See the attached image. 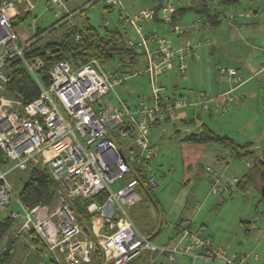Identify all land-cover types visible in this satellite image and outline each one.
<instances>
[{"label": "built area", "instance_id": "obj_1", "mask_svg": "<svg viewBox=\"0 0 264 264\" xmlns=\"http://www.w3.org/2000/svg\"><path fill=\"white\" fill-rule=\"evenodd\" d=\"M98 2L100 0H94ZM107 6L124 11L121 0H102ZM189 1V0H188ZM187 0H161L159 14L146 9L139 15H122L120 25L127 33V46L138 49L146 57L143 71L150 82L152 106L140 100L130 106L116 88L126 77L120 67L102 65L92 59L79 67L68 61L54 64L45 84L38 75L44 63L39 58L28 59L24 48L18 45L13 21L21 14H31L38 5L47 10H67L66 0H3L0 4V150L13 169L46 170L56 182L55 199L51 205L24 204L14 195V186L7 171L0 168V210H8L9 218L18 224L15 234L34 233L39 239L42 258L54 264H91L100 249L104 264H131L145 252L166 256L173 263L178 256L191 257L193 264L201 260L218 264H251L258 260L254 252L228 250L217 246L203 233V227L192 220H183L177 226L174 246H158L148 234L139 230L127 212L146 196L147 179L157 187L151 170L155 156L150 134L160 122L176 117L184 109L199 106L205 113L229 111L233 92L225 90L213 97L204 94L192 97L165 95V87L158 77L172 64L182 77L187 74L185 59L195 47L187 42L184 47L172 48L156 31L145 33L144 23L161 17L166 25L173 23L177 6ZM21 7V11L18 10ZM13 12L12 14H10ZM57 13H55L56 15ZM174 27V26H173ZM181 35L182 31L174 27ZM18 58L39 87V96L29 103L10 98L5 93L8 81L6 67ZM238 76L234 68H218V78L232 83ZM118 138H128L120 145ZM209 172L211 168H207ZM218 173L211 178L218 181ZM125 180L114 191L113 186ZM235 179L231 185L238 183ZM107 194L104 204L92 202L86 206L92 216V230L78 215L76 203ZM15 196L19 211L12 210ZM93 221V222H92ZM100 229V232H96ZM155 260L150 261L153 264Z\"/></svg>", "mask_w": 264, "mask_h": 264}, {"label": "rangeland", "instance_id": "obj_2", "mask_svg": "<svg viewBox=\"0 0 264 264\" xmlns=\"http://www.w3.org/2000/svg\"><path fill=\"white\" fill-rule=\"evenodd\" d=\"M121 2L124 11L119 7H107L102 0L98 2L66 0L65 12L56 9L49 11L43 5H38L26 19L15 23L18 45L24 48L27 42H33L39 30L45 33L38 46L60 40L67 28L61 26L63 23L68 22V26H81L79 15L81 11H84V19H88L99 31L117 29L130 34V31L123 30L120 25L122 15L133 16L147 8H156L160 0H121ZM188 3H191L192 9L181 16V21L179 20L177 24L186 34L181 41L188 40L193 45H197L208 38L216 43L213 46L209 43L198 45L197 59L195 57L194 60L187 59V79L181 76L179 80L173 81L178 84V88L173 93L178 96L193 87L195 90H203L213 95L221 89L236 88L233 92L234 100L229 104L230 109L223 114L224 116L215 113L213 118H209L206 113L199 111L200 121L196 120L194 123L192 122L194 108H190L184 111L187 118L183 120L178 118L176 121L163 123L152 129L150 141L156 149L151 170L158 184L154 190L157 205L146 200V206L151 214L153 210L155 211L156 219L159 213L171 223L164 224L162 235L155 240V243L160 245L170 233H174L173 225L180 218L194 219L198 225L205 226L204 233L208 236L212 235L219 247L257 253L259 261L256 264H264V201L260 193L261 185L258 186L259 189L253 187L248 193L237 190L235 185L229 187V183L236 178L242 179L248 174L251 166L249 164L253 159H234L230 151L215 144L193 146L181 141L187 132H196L198 126L204 124L219 135L229 136L238 144L251 143L255 155L264 158V70H260L264 67V0H205V3L201 0H190ZM204 9L210 14L218 15L220 20L218 26L205 25L207 14L196 11ZM63 18L65 20H62ZM154 27L159 36L174 44L177 43L178 37L171 33L172 26L164 29L163 25L155 24ZM145 63L144 53H139L135 64L132 65L134 72L143 71ZM119 65L118 59L107 64L108 67ZM246 65L252 66L254 72L246 70L244 68ZM192 66L195 69L193 78ZM216 66L240 70L242 81L246 80V82L239 87L238 83L227 82V85L221 86L215 79ZM259 70L260 72L256 73ZM159 81L165 84L161 78ZM173 83L165 84L169 94L172 93ZM116 91L130 106H133L140 102L137 98L138 94L142 96L143 101L151 95L149 78L146 75L129 78L125 84L117 87ZM151 104L152 102L147 103V105ZM117 143L132 145L128 138H118ZM13 165L10 162L7 165H0V168L8 172L7 178L14 186V195L19 196L30 176V170L13 169ZM208 167L212 169L211 172L207 170ZM212 172L219 173L217 186H214L212 181ZM124 184L125 180L114 185L113 190H118ZM213 189L217 192L213 193ZM15 196L12 197V210L19 211ZM190 200L196 201L194 206H188ZM127 212L139 226V230L144 231L146 229L143 225L144 220L141 223L136 222L131 214L134 212L135 215L141 216V214L145 215V211L134 206L127 209ZM8 216H10L8 210H0V221ZM13 225L9 232L0 238V253L4 251L8 237L12 238L18 228L15 221ZM247 227L250 232L246 234ZM96 232H100V229ZM255 232L261 233L256 235ZM10 253L5 264H30L34 263V259H37V264H50L49 259L42 258L39 245L35 246L28 233L16 240ZM144 255L145 253L141 257ZM157 264L171 263L162 258ZM175 264L191 263L186 257H179V261ZM197 264L218 263L201 260Z\"/></svg>", "mask_w": 264, "mask_h": 264}, {"label": "trees", "instance_id": "obj_3", "mask_svg": "<svg viewBox=\"0 0 264 264\" xmlns=\"http://www.w3.org/2000/svg\"><path fill=\"white\" fill-rule=\"evenodd\" d=\"M2 1L3 0H0V4ZM201 1L205 3V0ZM190 6L191 3L178 5L173 14V23L170 26L176 23L177 19L189 9H192ZM107 7L111 8V6ZM160 8L161 0L159 5L154 8L156 14L160 12ZM196 11L207 14L205 25L214 27L220 24L218 15L210 14L207 9ZM83 14L84 11H81L79 14L81 18L80 27L79 25L68 26V22L61 25L67 26V28L60 40L49 41L42 46H38V42L43 39V34L45 33V31L39 30L35 39H33L34 41L28 42L29 46L25 48L24 54L28 59L39 58L43 61L44 66L38 72V75L45 84L49 83V73L52 67L61 60L68 61L73 67H79L92 59L98 60L99 63L105 66H107L110 61L118 59L120 61L119 67L121 73H125L126 75L134 73L132 65L135 64L137 55L140 52H138V49H131L127 46V32L123 33L117 29H105L104 31H99L96 27L90 24L88 19H84ZM27 15L29 14L17 17L13 21V25L15 26L17 21H23L26 19ZM157 18L158 16L155 17L154 21H156ZM62 20H65V18ZM198 23H200V21H198ZM6 72L8 81L5 86V93L8 97L21 100L26 104L39 96L40 90L37 83L24 68L20 59H11L7 64ZM181 141L192 145L202 146L215 144L224 150L230 151L234 159L252 158L253 162L250 164V171L242 179H239L235 187L242 193H248L253 187L259 189V185H264V159L255 155L251 143L238 144L227 135L214 133L204 124L200 127V131L186 134ZM8 163L9 161L0 150V165H7ZM143 181L144 185H146V196L144 195L142 202L137 205L142 208V210L148 208L146 206V200H150L152 201V204L157 205L154 193L156 187H151L145 178H143ZM56 187V182L46 170L31 168L30 176L22 187L19 198L24 204L30 206H35L37 204L51 205L55 199ZM106 200L107 194L103 193L101 196L87 200L85 204H75L79 217L84 225L90 230H92V216L87 212L86 206L92 202H98L102 205ZM131 215L136 222L139 223L144 219V216L135 215L134 212H132ZM13 224L14 221L9 217L0 221V238L8 232ZM162 227L163 223L159 226L160 231ZM245 231L248 233L249 227H247ZM28 234L31 236L35 246L37 244L39 245L40 241L37 236L32 232ZM18 238L19 236L15 234L14 239L0 254V264H5V260L8 255L11 254L10 252ZM102 261L100 249H97L91 264H102ZM50 264L54 263L50 261Z\"/></svg>", "mask_w": 264, "mask_h": 264}, {"label": "crops", "instance_id": "obj_4", "mask_svg": "<svg viewBox=\"0 0 264 264\" xmlns=\"http://www.w3.org/2000/svg\"><path fill=\"white\" fill-rule=\"evenodd\" d=\"M66 6H67V3H66ZM18 10L19 11H21V7L20 6H18ZM148 9V8H147ZM154 9V8H153ZM141 12H139L138 14H135V15H139ZM157 14H159V13H157ZM185 15V13L182 15V16H184ZM20 16H23V14H21ZM19 17V16H18ZM180 18L181 17H179L178 19H177V21H176V23H174L173 25H172V31H171V33H174L177 37H178V39H177V43L176 44H174L172 41H170V40H167L166 38H164L167 42H168V44H169V46H171L172 48H181V47H184L185 46V44L187 43V42H190V41H181L182 40V37L184 36V35H186L184 32H182L181 33V35L180 34H178L177 32H175L174 31V27H178L180 30H181V28L177 25L181 20H180ZM158 19V20H157ZM156 19V21H154V20H152V21H149V22H145L144 23V31H145V33L147 34V33H149L150 31H156V33L158 34V31H157V29L154 27L155 26V24H159V25H163L164 26V29L165 28H171V26L170 25H166V24H164L163 23V21H162V19H161V17H158ZM180 20V21H179ZM174 26V27H173ZM28 43V42H27ZM191 43V42H190ZM203 43H209L210 45H214L215 43H216V41H213V40H211V39H208L207 38V40L205 39L204 41H200L199 42V44H192L194 47H195V50L193 51V54L192 55H189L186 59H185V61H186V65H187V74H188V63H187V59H189V58H191L192 60H194V57L196 58V50H197V47H198V45H201V44H203ZM197 59V58H196ZM191 60H189V63H191L190 62ZM145 65H146V63H145ZM190 65V64H189ZM220 66H216V68L214 69V71H215V79H216V82H218V83H220V85L221 86H224V84L225 85H227V83H229V82H227V81H224V80H220L219 78H218V68H219ZM244 68L246 69V70H249L250 72H254V68L252 67V66H250V65H246V66H244ZM194 66H192L191 67V76H192V78L194 77ZM260 70H264V67L262 68V69H260ZM260 70L259 71H257L256 73H258V72H260ZM239 73H238V77H236V78H234L233 79V81H232V83H238V87L240 86V85H242L243 83H245L246 82V80H244V81H242V78H243V76L242 75H240L241 73H240V70L238 71ZM187 74H186V76L185 77H182V78H184L185 80L187 79ZM122 75H126L125 73H122ZM144 75V74H143ZM143 75H141V76H143ZM255 75V74H254ZM147 76V75H146ZM126 77V80H125V82L123 83V84H125L126 83V81L129 79V78H132V77H135V76H133L132 74H129V75H126L125 76ZM138 77H140V76H138ZM180 77H181V75H180V73H179V71H178V69H177V65L174 63V64H172L171 66H169V68H168V70L165 72V73H163V74H161L159 77H158V81H159V79L161 78L162 80H163V82L167 85V83H170V82H172L173 83V81H176V80H179L180 79ZM183 79V80H184ZM227 82V83H226ZM159 83L162 85V86H164L165 87V95H167V96H170V97H178V96H183V95H190V96H192V97H196V95H200V94H204L205 96H208V97H213V96H215V95H217V94H219V93H222L223 91H225V90H223V89H221L220 91H218L217 93H215V94H208L207 92H205V91H203V90H200V91H198V90H195L193 87H190L185 93H182V94H179L178 96H176V94H174L173 92L178 88L177 87V82H174L173 83V87H172V93H167L168 92V89H167V87H166V85L165 84H163V83H161L160 81H159ZM122 84V85H123ZM122 85H120V86H122ZM119 86V87H120ZM227 90V89H226ZM137 98L139 99V100H141L142 102H144V103H151L152 102V104L151 105H148V106H152L153 104H154V101L152 100V97H151V95L149 96V97H146L144 100L145 101H143L141 98H142V96L141 95H139L138 94V96H137ZM147 103H146V105H147ZM137 104V103H136ZM136 104H134V105H136ZM133 105V106H134ZM192 108H194V113L192 114V117H194V119L192 120V122H196V120L197 121H200V115H199V111H202L201 110V108L199 107V106H195V107H192ZM188 109H190V108H188ZM188 109H184V110H181V111H179L178 112V115H177V117L176 118H174V117H170V118H168V119H166V120H164V121H162L161 123H159L158 125L160 126L161 124H163V123H166V124H168V123H171V121H176L178 118L179 119H185V118H187V116H186V113H184V111L185 110H188ZM203 112V111H202ZM205 113V112H204ZM208 116H209V118H213L214 117V115H215V113H213V114H209V113H206ZM224 116V115H223ZM157 125V126H158ZM202 125H200V126H198V131H200V127H201ZM214 133H216L214 130H212ZM194 133V132H193ZM163 134H165V133H163ZM187 134H190V132H187ZM216 134H218V133H216ZM151 135V134H150ZM192 145V144H191ZM193 146H202V145H193ZM221 158H223V156H221ZM261 159H264V158H262L261 157ZM250 165V164H249ZM218 173V172H217ZM218 175H219V173H218ZM246 175V174H245ZM244 175V176H245ZM212 181H213V179H212ZM221 181H222V179H221ZM214 182V181H213ZM221 183V182H220ZM216 184V185H215ZM158 186V185H157ZM214 186H217V183H215L214 182ZM215 192H217V190L216 189H213V193H215ZM140 202H142V200L140 201ZM139 202V203H140ZM196 202V201H195ZM138 205V204H137ZM136 205V206H137ZM195 205V204H194ZM194 205H192V206H194ZM188 206H190V204H189V202H188ZM139 207V206H138ZM191 207V206H190ZM140 210H142V208H140ZM151 210H153V209H151ZM142 211H145V215L143 214H141V216H144V222H143V225H145L146 226V229L144 230V231H141V232H143V233H145V234H148L150 237H151V240L155 243V240L157 239V238H159L162 234H161V232L163 231V227H164V224H171L170 223V221H169V219H165L164 217H163V215L162 214H159L158 213V217H157V219H156V213H155V211L153 210V212H152V214L150 213V210L147 208H145V209H143ZM159 215H160V217H159ZM6 219V218H5ZM161 220H163V222L161 221ZM183 220H192L193 222H194V219H186V218H180L179 220H178V222L177 223H175L174 225H173V229L175 230L174 231V233H170V235L168 236V238L165 240V241H163L160 245L159 244H156V245H158V246H166V247H172V246H174V238L177 236V226L183 221ZM163 223V227H162V229H161V231L159 230V226H160V224H162ZM196 225H197V227L198 226H202L203 227V233H204V231H205V226H203V225H198L196 222H194ZM12 226H14V225H12ZM11 226V227H12ZM170 226V225H169ZM137 227L139 228V226L137 225ZM172 227V226H171ZM10 230V229H9ZM9 230H8V232H9ZM157 232H159V233H157ZM250 232V230L248 231V233ZM15 233V232H14ZM258 233H261V232H255V234L257 235ZM247 234V233H246ZM15 235V234H14ZM14 235H13V237L11 238V237H8V239L6 240V242H7V244H6V246L14 239ZM22 236V235H21ZM208 236V235H207ZM20 237V236H19ZM211 239H212V241L215 243V239H214V237L212 236V235H210L209 236ZM249 238V237H248ZM19 239V238H18ZM216 244V243H215ZM217 245V244H216ZM6 246H5V248H6ZM218 246V245H217ZM5 248H4V250H5ZM14 248V247H13ZM248 249V248H247ZM1 254V253H0ZM179 257H186V259H189L190 260V263L191 264H193V261H192V259H191V257H189V256H178L177 258H176V260L173 262V263H171V264H175L177 261H179ZM162 258H164L165 260H166V256H161V257H157V255H156V253H153V252H145V255L143 256V257H140L139 259H137V260H135L134 262H132L131 264H150V261H152V260H155V262L153 263V264H157L158 262H159V260H161ZM259 261V259L258 260H255V261H252L251 263H253V264H256L257 262ZM30 264H37V259H34V263H30Z\"/></svg>", "mask_w": 264, "mask_h": 264}, {"label": "water", "instance_id": "obj_5", "mask_svg": "<svg viewBox=\"0 0 264 264\" xmlns=\"http://www.w3.org/2000/svg\"><path fill=\"white\" fill-rule=\"evenodd\" d=\"M138 52H140V50H138ZM260 193L262 196V200L264 201V185L263 184H261V186H260ZM188 202H189L190 206L195 204V200H190Z\"/></svg>", "mask_w": 264, "mask_h": 264}]
</instances>
